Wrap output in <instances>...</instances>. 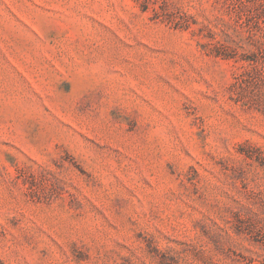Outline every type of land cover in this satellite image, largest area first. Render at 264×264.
Listing matches in <instances>:
<instances>
[{"label": "rangeland", "instance_id": "1", "mask_svg": "<svg viewBox=\"0 0 264 264\" xmlns=\"http://www.w3.org/2000/svg\"><path fill=\"white\" fill-rule=\"evenodd\" d=\"M0 264H264V0H0Z\"/></svg>", "mask_w": 264, "mask_h": 264}]
</instances>
